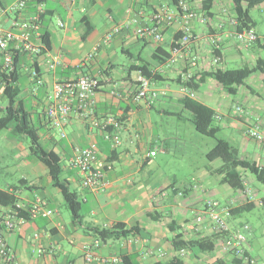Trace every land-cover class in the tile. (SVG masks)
I'll return each instance as SVG.
<instances>
[{
	"label": "crops",
	"instance_id": "obj_1",
	"mask_svg": "<svg viewBox=\"0 0 264 264\" xmlns=\"http://www.w3.org/2000/svg\"><path fill=\"white\" fill-rule=\"evenodd\" d=\"M181 1L207 16L202 10L203 0ZM16 2L0 0V25L12 29L15 23L39 17L31 40L43 46L38 55L21 53L19 56L20 79L25 76L27 80L25 85H20L19 79L18 100L39 129L43 147L60 156L62 178L78 194L82 210L81 219L75 221L45 165L30 155L27 137L15 134L12 129L0 130V144L4 150L18 154L14 172L20 173L16 183L1 180L0 190H12L16 204L26 208L39 196L54 211L47 218L30 219L25 215L26 222L14 230H7L0 224V233L15 254L12 264H105L100 259L126 256L133 257L134 264L167 263L175 257H180L185 264H235V255L224 248L223 237H219L215 248L209 251L194 247L183 254L175 252L172 240L177 235L182 234L185 240L200 238L187 231L186 224L203 209L205 201L218 202L209 194L215 193L209 185L215 180L214 175H219L216 171L222 164L211 169L208 175L193 177L202 185V190L191 187L192 177L180 181L163 171L158 158L161 151L168 153L167 141L156 132L154 122L170 118L182 120L187 111L182 100L193 92L195 96L191 99L215 111L214 126L219 128L218 136L229 130L230 138L244 149L243 157L264 166L263 146L245 134L253 120L259 122L264 132L263 74H252L238 88L234 96L242 101L237 104L233 95H222L225 90L213 79H205L197 90H190L178 82L179 78L185 81L182 76L187 72L199 82L202 73L227 70L230 64L236 68H253L258 61H264V28H258L253 15L256 11L264 16V2L248 9L255 24L253 30L259 37L250 47L244 48L229 34L230 20L234 18L232 0H213L208 24L192 22L193 39L177 56L172 51L181 35L179 20L164 31L161 42L140 39L131 30H123L105 41L112 29L126 22L140 27L150 25L162 7L176 9L174 0H27L22 10L13 9ZM45 35L49 47L43 43ZM216 37L222 39L218 64L214 63L216 51L211 46ZM98 44L101 46L95 51ZM167 54L176 62L168 63V59L163 63L161 60ZM192 60L196 61V66L191 65ZM2 64L0 52V70ZM145 67L157 75V81H151V89L157 91L158 96L152 102H136L138 78ZM33 69L38 72L40 82L31 76ZM82 76L100 81L94 112L82 117L75 106V112L64 124L65 135L62 136L46 115L50 94L56 82ZM7 104L0 85V108ZM237 106L243 108V115H236ZM171 107L175 110H170ZM109 117H116L120 122L119 145H113L100 126ZM109 130H113L112 127ZM92 143L98 148L95 167L104 173L102 185L97 190L83 187L78 170L71 165L74 148ZM252 147L259 150V154L250 153ZM154 150L157 155L152 157L150 153ZM11 173L7 175H13ZM242 174L245 188L230 193L226 204L218 202L229 211L246 202L259 201L264 206V197L258 198L260 190L253 186V179L246 172ZM218 183L223 185L221 176ZM8 208L10 206L0 207V222ZM227 222L233 231L248 224L240 216H230ZM119 224L133 229L127 238L103 241L94 231L112 229ZM253 230L246 236L245 252L258 264V259L250 253ZM95 243L99 244L97 259L87 262L84 247ZM0 264H4L1 256Z\"/></svg>",
	"mask_w": 264,
	"mask_h": 264
},
{
	"label": "built area",
	"instance_id": "obj_2",
	"mask_svg": "<svg viewBox=\"0 0 264 264\" xmlns=\"http://www.w3.org/2000/svg\"><path fill=\"white\" fill-rule=\"evenodd\" d=\"M27 0H17L13 9L22 10L26 5ZM179 20L182 24L179 37L174 43L173 55L177 56L181 54L184 49L191 43L193 39L192 22L197 20L202 25L208 24V17L204 13H199L197 10L191 8L184 1H179L176 9L172 10L167 7H162L155 13L152 19V23L147 26H137L133 22H126L124 25H120L112 29L106 36L105 41L111 40L113 35L120 33L123 30H131L140 39L152 40L155 42H161L164 39V31L175 21ZM39 17H35L32 20L15 23L12 29H5L0 25V52L2 54V71L10 73L14 71V58L18 53L38 55L42 52V45H35L31 38L32 33L38 28ZM236 19L230 20V26L232 27L229 33L236 41L248 48L254 43L259 41V37L253 29H245L243 31H237ZM222 42L221 37H216L211 41L213 51H217L220 48ZM100 44L95 47V51H98ZM92 56V55H91ZM221 61L220 56H214V63L218 64ZM176 59L170 58L168 63H175ZM192 66H196V61H191ZM31 76L37 81L38 72L32 70ZM183 79L187 80L193 77L191 72L183 74ZM100 89V81L94 77L82 76L75 80L58 81L54 84L52 92L50 94V102L47 108V118L51 122L52 126L61 132L64 136V124L69 119L70 115L75 112V106L77 112L82 117H87L93 114L95 108V95ZM158 96V92L151 89V80L140 74L138 78V91L134 97L136 102L141 101H153ZM194 93L189 92V97L194 98ZM243 108L237 106L235 113L238 116L243 115ZM219 119H221L219 117ZM99 124H97L98 126ZM103 132L107 139H111L113 145L120 144V136L117 132L120 129V122L116 117H109L102 125ZM112 127L113 130H109ZM246 136L255 140L263 146L264 156V132L257 120H253L251 125L247 127ZM97 144L92 143L87 147H75L74 154L71 159V165L76 168L81 176V182L83 187L97 190L101 185L104 178L102 170L95 167L97 161ZM157 155V150L150 153V156ZM191 187L194 190H202V185L193 178L190 182ZM12 193V190H9ZM54 213L53 210L48 208L47 202L36 196L34 201L29 207L16 204L14 207L8 208L3 215V219L0 222L7 230H14L19 225L26 222L27 215L30 219H36L38 217L47 218ZM231 216L229 209L223 208L220 203L215 201H205L203 209L195 215V217L186 224V230L191 231L199 237H206L210 235L221 234L223 237L224 248L231 252L235 257H240L245 262L255 264V262L246 256L245 243L247 241L246 231H249V226L244 224L239 230L233 231L227 222V219ZM99 248V244L86 245L84 247V256L87 262H92L97 259L96 249ZM181 253H185L182 250ZM0 256L2 257L4 264H12L15 259V254L10 248L4 237L0 233ZM100 262L105 264H123L122 257L102 258Z\"/></svg>",
	"mask_w": 264,
	"mask_h": 264
},
{
	"label": "trees",
	"instance_id": "obj_3",
	"mask_svg": "<svg viewBox=\"0 0 264 264\" xmlns=\"http://www.w3.org/2000/svg\"><path fill=\"white\" fill-rule=\"evenodd\" d=\"M180 0H174L177 5ZM234 6V19L237 21V31L245 29H253L255 24L249 14V8L264 2V0H232ZM213 0H203L202 10L206 12L207 17L211 16ZM181 37V35H179ZM178 37V38H179ZM43 43L49 47L47 35L43 36ZM20 53L14 58V71L5 73L0 70V85L3 88V94L8 100L5 108H0V130L12 129L19 135L28 138L30 145V155L42 162L48 170V173L53 181V185L61 192L64 201L69 208L72 217L75 221L81 219L82 205L78 200V194L74 192L70 186L63 180L62 160L60 156L53 150H47L43 147L38 128L31 122V114L27 111L22 102L18 100L20 93L19 79L20 72L17 68ZM216 56H220L219 49L216 51ZM169 59V54L165 55L161 60L163 63ZM143 75L151 81H157V75L152 74L148 67L142 68ZM264 75V61H258L253 67H242L236 69H217L208 73H202L199 82H196V76L178 82L190 90H197L200 83L205 79L210 78L220 84L226 93L235 95L238 88L245 84V81L254 73ZM184 108L191 113L192 122L197 132L211 138H218L219 128L214 126L215 111L205 104L184 97L182 100ZM211 161L220 160L222 166L217 169V173L221 176V183L227 185L234 190H243L245 188V179L242 173L246 172L255 177V179L264 186V166L249 159H241L237 156L236 151L230 143L225 140H217L216 145L206 154ZM17 203L15 193H10L9 190H0V207H14ZM256 207V203L246 202L243 205L230 209L232 217H238L245 212L251 211ZM133 229H126L124 225H117L112 229H95L97 236L103 240L127 238ZM224 235L216 234L206 237H200L194 240H185L182 234L177 235L172 240L175 252L179 253L182 250H190L194 247H199L202 251H209L215 248V241ZM248 257V255L246 254ZM250 259V257H248ZM235 264H251L245 262L243 258L234 257ZM123 264H134V258L126 256L123 258ZM158 264H185L180 257H175L167 263Z\"/></svg>",
	"mask_w": 264,
	"mask_h": 264
},
{
	"label": "rangeland",
	"instance_id": "obj_4",
	"mask_svg": "<svg viewBox=\"0 0 264 264\" xmlns=\"http://www.w3.org/2000/svg\"><path fill=\"white\" fill-rule=\"evenodd\" d=\"M253 13L255 21L258 24V28H264V16L260 15L258 12ZM237 66L230 64L229 68H236ZM27 78L24 76L20 79V85H25ZM254 86L253 88H255ZM223 96H229L226 92H222ZM234 103H240L241 98L232 96ZM175 108V107H173ZM170 110H175L170 108ZM219 123V122H217ZM221 126V123L218 124ZM154 127L156 132L160 137L167 141L168 153L161 154L158 158L163 171L175 175L178 180H189L194 176H201L202 174H209L211 169L218 168L222 162L220 160L211 161L207 158L206 154L216 145L218 138H225L230 142V145L237 153V156L241 159L243 157L244 149H241L239 143L235 139L230 138L229 130H225L218 138L207 137L196 131L190 112L186 111L183 115L182 120L176 118L166 119L164 121L156 120L154 122ZM250 153H258L259 150L256 148L250 149ZM259 154V153H258ZM18 154L13 152L5 151L0 144V181L4 180L9 184L16 183L19 174H17L15 169L18 166L17 157ZM254 159V158H252ZM11 173L13 175H7ZM248 175L253 179V186L258 187L260 190L258 193V198L264 197V186L259 183L255 177L248 173ZM220 175H214V181L209 185V189L213 190L215 193L211 194L215 200H218L221 204H226L228 202L229 194L236 191L225 185H220L218 183V178ZM191 180V179H190ZM240 219L248 222L250 230L246 231V236L248 233L254 229V236L251 239V251L250 253L256 259H258V264H264V206L257 201L256 207L248 212L240 215ZM243 226V225H242Z\"/></svg>",
	"mask_w": 264,
	"mask_h": 264
}]
</instances>
